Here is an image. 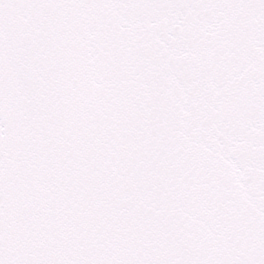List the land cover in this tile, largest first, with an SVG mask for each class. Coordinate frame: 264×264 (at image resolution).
Listing matches in <instances>:
<instances>
[{
  "label": "snow or ice",
  "instance_id": "6c2138e0",
  "mask_svg": "<svg viewBox=\"0 0 264 264\" xmlns=\"http://www.w3.org/2000/svg\"><path fill=\"white\" fill-rule=\"evenodd\" d=\"M0 264H264V0H0Z\"/></svg>",
  "mask_w": 264,
  "mask_h": 264
}]
</instances>
